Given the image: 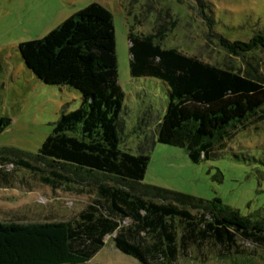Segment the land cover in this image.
I'll return each instance as SVG.
<instances>
[{"label": "trees", "instance_id": "16d2710c", "mask_svg": "<svg viewBox=\"0 0 264 264\" xmlns=\"http://www.w3.org/2000/svg\"><path fill=\"white\" fill-rule=\"evenodd\" d=\"M201 4L200 13L212 29V11ZM177 24L173 17L149 33L129 30L130 74L167 85L169 102L156 140L184 148L199 163L222 155L240 131L264 122V78L250 62L242 73L164 46ZM215 37L229 55L248 56L251 62L264 52V28L247 41ZM19 48L40 80L78 90L81 104L61 112L35 156L0 150V187L13 186L15 172L22 169L48 172L40 164L50 168L41 183L54 190L76 181L62 173L69 167L84 179L97 173L106 179L97 181L89 201L71 219L0 220V264H95L91 259L107 236L141 264H179L193 247L208 243L222 259L234 258V264H239L236 257H247L242 242L264 249V208L243 215L220 197L206 200L143 183L148 154H130L121 147L126 95L118 80L114 17L107 7L91 2ZM10 123L3 116L0 132ZM228 151L238 160H257L249 152Z\"/></svg>", "mask_w": 264, "mask_h": 264}, {"label": "rangeland", "instance_id": "374dc122", "mask_svg": "<svg viewBox=\"0 0 264 264\" xmlns=\"http://www.w3.org/2000/svg\"><path fill=\"white\" fill-rule=\"evenodd\" d=\"M91 2L101 3L113 13L118 80L126 95L121 147L130 154H148L143 183L206 200L220 197L243 215L264 208V122L240 131L228 143V150L255 154V161L238 160L227 150L196 163L184 148L158 142L156 130L168 106L169 90L160 79L130 74L128 41L131 28L149 33L158 22L176 17L178 24L164 40V46L177 47L212 63L229 64L242 73L250 62V68L264 78V52L251 62L248 56L229 55L215 37L221 34L230 40H249L264 28V0H0V122L3 116L11 118L10 125L0 132V150L8 148L35 156L53 132L61 112L80 106L78 90L45 83L26 66L19 44L43 37ZM201 2L212 11V29H208V21L200 13ZM40 165L49 172L47 165ZM73 171L69 167L62 173L76 181L57 190L41 183V175L47 176L48 172L40 175L24 169L16 171L14 185L0 187V220L73 218L89 201L97 181L106 179L101 173L84 179ZM106 241L91 262L141 264L117 249L109 236ZM241 244L248 254L245 259L236 257L239 264H264V249L248 242ZM233 259H222L219 249L208 243L201 249L193 247L179 264H234Z\"/></svg>", "mask_w": 264, "mask_h": 264}, {"label": "flooded vegetation", "instance_id": "af4514ba", "mask_svg": "<svg viewBox=\"0 0 264 264\" xmlns=\"http://www.w3.org/2000/svg\"><path fill=\"white\" fill-rule=\"evenodd\" d=\"M42 2H43V4H45V2H44V1H42ZM42 2H41V3H42ZM43 8L45 9V8H46V6H45V7H43ZM48 8H49V7H48Z\"/></svg>", "mask_w": 264, "mask_h": 264}]
</instances>
